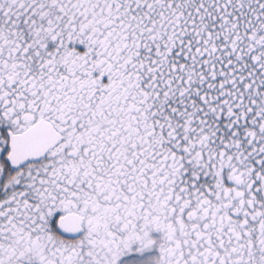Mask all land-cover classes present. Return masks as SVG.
Wrapping results in <instances>:
<instances>
[{"label": "snow or ice", "instance_id": "1", "mask_svg": "<svg viewBox=\"0 0 264 264\" xmlns=\"http://www.w3.org/2000/svg\"><path fill=\"white\" fill-rule=\"evenodd\" d=\"M0 264H264V0H0Z\"/></svg>", "mask_w": 264, "mask_h": 264}]
</instances>
